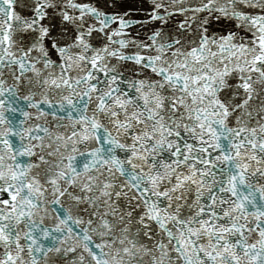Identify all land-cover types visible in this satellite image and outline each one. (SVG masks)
Wrapping results in <instances>:
<instances>
[{"label": "snow or ice", "instance_id": "obj_1", "mask_svg": "<svg viewBox=\"0 0 264 264\" xmlns=\"http://www.w3.org/2000/svg\"><path fill=\"white\" fill-rule=\"evenodd\" d=\"M0 0V264H264V0Z\"/></svg>", "mask_w": 264, "mask_h": 264}, {"label": "water", "instance_id": "obj_2", "mask_svg": "<svg viewBox=\"0 0 264 264\" xmlns=\"http://www.w3.org/2000/svg\"><path fill=\"white\" fill-rule=\"evenodd\" d=\"M140 3H141V0H121V5H122L123 9L127 10V9L131 8L133 10V12L131 14L136 16V17H142L143 16V12L137 10Z\"/></svg>", "mask_w": 264, "mask_h": 264}]
</instances>
